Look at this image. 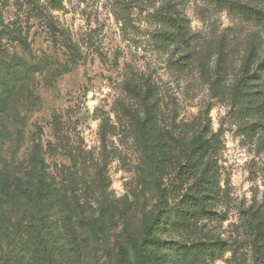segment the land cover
Here are the masks:
<instances>
[{
  "label": "rangeland",
  "instance_id": "1",
  "mask_svg": "<svg viewBox=\"0 0 264 264\" xmlns=\"http://www.w3.org/2000/svg\"><path fill=\"white\" fill-rule=\"evenodd\" d=\"M0 264H264V0H0Z\"/></svg>",
  "mask_w": 264,
  "mask_h": 264
},
{
  "label": "trees",
  "instance_id": "2",
  "mask_svg": "<svg viewBox=\"0 0 264 264\" xmlns=\"http://www.w3.org/2000/svg\"><path fill=\"white\" fill-rule=\"evenodd\" d=\"M175 18H176V17H175ZM179 21H180V20H179ZM177 24H178V27L181 26L179 23H177ZM173 25H174V24H173ZM175 27H176V26H175ZM176 28H177V27H176ZM203 145H204V143H203ZM42 197L44 198V196H42ZM42 197H41V198H42ZM255 259H256V256H255Z\"/></svg>",
  "mask_w": 264,
  "mask_h": 264
}]
</instances>
